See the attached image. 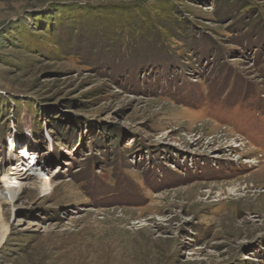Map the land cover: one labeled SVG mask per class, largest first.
Listing matches in <instances>:
<instances>
[{
  "label": "rangeland",
  "instance_id": "rangeland-1",
  "mask_svg": "<svg viewBox=\"0 0 264 264\" xmlns=\"http://www.w3.org/2000/svg\"><path fill=\"white\" fill-rule=\"evenodd\" d=\"M0 264H264V0H0Z\"/></svg>",
  "mask_w": 264,
  "mask_h": 264
}]
</instances>
